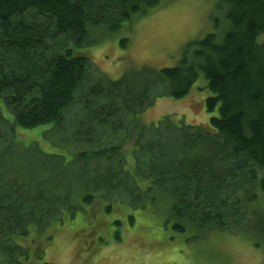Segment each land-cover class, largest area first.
Instances as JSON below:
<instances>
[{
    "label": "trees",
    "instance_id": "trees-1",
    "mask_svg": "<svg viewBox=\"0 0 264 264\" xmlns=\"http://www.w3.org/2000/svg\"><path fill=\"white\" fill-rule=\"evenodd\" d=\"M160 2L0 0V97L10 123L63 131L68 111L80 106L72 133L81 148L65 160L89 171L85 188L67 203L43 171L10 174L12 144L0 149V264H24L34 251L23 242L31 232L63 221L71 204L74 216L105 197L113 200L103 205L110 212L115 202L159 212L189 241L223 231L264 247V0H219L226 30L191 42L175 66H144L110 80L78 51L125 24L131 29ZM200 74L211 91L206 110L217 111L209 126L141 121L158 98L189 95ZM36 147L65 157L59 147ZM128 218L134 225L133 212Z\"/></svg>",
    "mask_w": 264,
    "mask_h": 264
},
{
    "label": "rangeland",
    "instance_id": "rangeland-1",
    "mask_svg": "<svg viewBox=\"0 0 264 264\" xmlns=\"http://www.w3.org/2000/svg\"><path fill=\"white\" fill-rule=\"evenodd\" d=\"M126 26L129 24L100 37L101 41L93 46L78 49L110 80L144 66H175L191 42L212 32L222 35L227 23L219 0H161L146 15L135 18L131 29ZM123 38H128L125 47L121 45ZM259 40H264V32ZM209 94L207 80L200 74L189 95L182 99L160 97L141 113L140 119L151 124L168 117L177 124L209 126L211 116L217 114L206 110L205 98ZM79 107L68 111V125L63 131L49 130L51 124L26 128L12 126L13 114L0 97V149L12 144L15 158L9 173L19 172V177L25 178L28 167L39 175L43 171L47 184L54 186L67 203L76 198L82 186L85 188L89 178L84 164L65 160L81 148L72 133ZM44 132L51 143L44 140ZM36 144L48 153H58L60 148L65 157L43 153ZM127 162L132 166L133 157L129 156ZM87 189L91 192L89 186ZM107 199L113 201L110 197L97 198L74 216L69 215L75 211L71 204L63 221L31 232L23 242L34 251L24 264H264V247H257L248 237L219 231L189 241L186 234L174 231L159 212L133 211L116 202L115 210L110 212L103 206ZM160 204L161 201L157 211L161 210ZM130 212L136 216L134 225L129 223ZM117 219L122 225L115 222ZM117 230H121V240L116 238ZM39 242L42 249L37 253Z\"/></svg>",
    "mask_w": 264,
    "mask_h": 264
}]
</instances>
